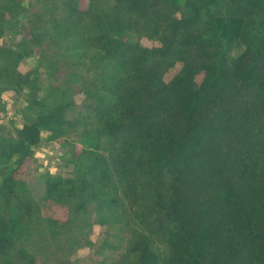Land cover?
I'll list each match as a JSON object with an SVG mask.
<instances>
[{"label": "trees", "instance_id": "obj_1", "mask_svg": "<svg viewBox=\"0 0 264 264\" xmlns=\"http://www.w3.org/2000/svg\"><path fill=\"white\" fill-rule=\"evenodd\" d=\"M8 91L0 264H264V0H0Z\"/></svg>", "mask_w": 264, "mask_h": 264}, {"label": "rangeland", "instance_id": "obj_2", "mask_svg": "<svg viewBox=\"0 0 264 264\" xmlns=\"http://www.w3.org/2000/svg\"><path fill=\"white\" fill-rule=\"evenodd\" d=\"M35 62L34 58H30L25 68L34 65ZM3 99L6 102V112L1 113L0 123L9 126L11 124V120H19L20 116L14 113L16 100L13 92H5L3 94ZM61 153L62 149L57 143H51L47 147L37 149L36 156L39 159L40 165L32 179V186L36 193H38L42 188L41 181L38 177H36L39 171L49 170L51 172L66 174L67 170H69V167L65 166L60 159Z\"/></svg>", "mask_w": 264, "mask_h": 264}]
</instances>
